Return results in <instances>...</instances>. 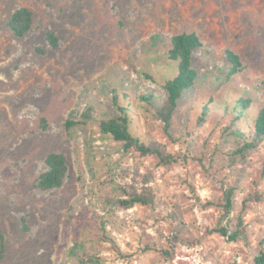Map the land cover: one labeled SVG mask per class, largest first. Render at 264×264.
I'll list each match as a JSON object with an SVG mask.
<instances>
[{
    "label": "rangeland",
    "instance_id": "rangeland-1",
    "mask_svg": "<svg viewBox=\"0 0 264 264\" xmlns=\"http://www.w3.org/2000/svg\"><path fill=\"white\" fill-rule=\"evenodd\" d=\"M22 7L33 25L17 37L9 21ZM192 32L203 43L193 55L199 77L169 136L157 113L178 72L171 38ZM228 49L244 65L231 78ZM241 99L251 103L233 123ZM119 107L135 136L175 161L103 135L101 122ZM262 108L264 0H0V264H255L264 252V142L237 155L235 131L251 132ZM53 152L66 156L67 176L42 191ZM129 194L153 203L124 208ZM240 220L245 239L219 233L236 232Z\"/></svg>",
    "mask_w": 264,
    "mask_h": 264
},
{
    "label": "trees",
    "instance_id": "trees-1",
    "mask_svg": "<svg viewBox=\"0 0 264 264\" xmlns=\"http://www.w3.org/2000/svg\"><path fill=\"white\" fill-rule=\"evenodd\" d=\"M33 25V12L27 8L22 7L14 12L12 15L9 26L17 37H24L32 28ZM47 39L53 48H57L59 45V38L55 33L49 32ZM203 47V43L200 37L196 33H182L175 35L171 38V48L168 52V57L171 61L177 62L178 72L177 74L168 79L163 86L167 94V102L165 106L158 111L157 115L162 119L164 123V130L167 135L170 134L172 127V118L175 110L178 107L179 100L183 94L193 88L198 80V71L193 66L194 53ZM226 57L230 64L228 70V78L235 76L236 74L244 70L241 57L234 51L226 50ZM146 76L151 79L149 74ZM116 104H119L118 97L114 98ZM212 100L207 101L204 104V110H209V105ZM251 101L246 99L239 100L232 112L235 113L234 118L231 120L233 123L243 118L245 111L249 108ZM226 110H229V106H225ZM123 107H119L120 115L104 120L100 124V131L103 135L111 137L114 141L123 142L124 148L129 151L134 149L143 156L157 155L161 162L164 164H170L175 161L174 157L169 154H164L163 150L154 146L147 145L140 137L135 136L131 131V122L129 117L123 113ZM204 116H207V112ZM80 122L68 121L66 126L71 128L79 125ZM251 132L235 131L237 135L242 136L243 146L239 148L235 153L243 156V154L250 149H255L264 142V108L260 110L257 117L254 120V124L250 130ZM48 170L43 173L38 181L37 188L42 191H49L62 186L68 172L67 158L62 153L53 152L50 153L46 159ZM264 171V168H263ZM153 200L144 194H129V198L121 200L120 205L124 208H131L136 204L150 205ZM233 191L229 190L223 199L221 208L223 209L224 218L228 217L233 208ZM213 205V204H210ZM219 233L228 237L231 241L235 242L240 239H245L246 229L243 226V221L240 220L239 228L236 232L230 233L227 227H220ZM6 250V238L0 226V261L3 259ZM255 264H264V252H260L254 259Z\"/></svg>",
    "mask_w": 264,
    "mask_h": 264
}]
</instances>
